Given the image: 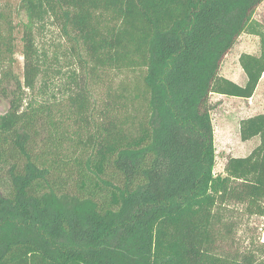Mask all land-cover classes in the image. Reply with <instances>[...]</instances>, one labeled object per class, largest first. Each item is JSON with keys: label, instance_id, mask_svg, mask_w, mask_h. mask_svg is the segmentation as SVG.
Wrapping results in <instances>:
<instances>
[{"label": "trees", "instance_id": "trees-1", "mask_svg": "<svg viewBox=\"0 0 264 264\" xmlns=\"http://www.w3.org/2000/svg\"><path fill=\"white\" fill-rule=\"evenodd\" d=\"M263 1L18 0L22 75L0 72V264H264V240L237 244L227 212L264 217V112L239 121L258 143L215 172L210 100L258 87ZM242 33L260 50L239 55L238 84L219 71ZM136 65L142 113L99 99L106 73Z\"/></svg>", "mask_w": 264, "mask_h": 264}, {"label": "rangeland", "instance_id": "rangeland-1", "mask_svg": "<svg viewBox=\"0 0 264 264\" xmlns=\"http://www.w3.org/2000/svg\"><path fill=\"white\" fill-rule=\"evenodd\" d=\"M17 2L18 0H0V37L1 35L6 36L9 28L7 22H9L13 27L12 41L14 44L12 54L6 58H4V52L2 51L4 46L0 44V72L6 68H11L15 75L21 76L23 58L21 55L20 33L17 28L18 16L14 12ZM254 16L264 24V1L257 7ZM44 39L50 46H54L59 43L58 32L51 27L46 32ZM259 50L258 36L242 33L225 55L220 66V75L238 84H243L245 74L239 64V55L241 53L257 55ZM142 74L143 68L139 65L109 71L105 74L104 82L97 87L98 96L101 97L99 99L104 98L108 91L110 99L118 101L120 104H130L133 110L142 113L146 105ZM127 99L130 100L127 102ZM210 100L214 106L211 110L216 155L214 170L219 172L222 170L227 156L247 155L258 143L257 137L242 141L239 137L238 127L242 118L264 112V74L255 93L249 99L213 93ZM7 107V101L0 99V113L5 112ZM227 209L234 224L233 235L235 234L234 238L237 244L245 245L253 235H260L261 240H264V217L245 215L241 206L238 205H230Z\"/></svg>", "mask_w": 264, "mask_h": 264}, {"label": "crops", "instance_id": "crops-1", "mask_svg": "<svg viewBox=\"0 0 264 264\" xmlns=\"http://www.w3.org/2000/svg\"><path fill=\"white\" fill-rule=\"evenodd\" d=\"M257 89V88H256ZM256 91V90H255ZM255 93V92H254Z\"/></svg>", "mask_w": 264, "mask_h": 264}]
</instances>
